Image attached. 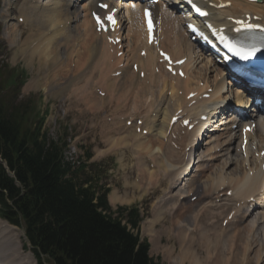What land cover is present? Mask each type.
I'll list each match as a JSON object with an SVG mask.
<instances>
[{"label": "bare ground", "instance_id": "obj_1", "mask_svg": "<svg viewBox=\"0 0 264 264\" xmlns=\"http://www.w3.org/2000/svg\"><path fill=\"white\" fill-rule=\"evenodd\" d=\"M45 1L46 0H37L34 4L32 1L29 2L26 0L23 3V8H21L20 17L24 18V26H28L31 29L36 27L34 30L35 32L24 40V45H27V48L21 49L29 64L33 61L34 55L40 52L43 55L42 61L38 58L41 61L40 68L44 71L46 70V58L49 57L51 58V60H48L51 64L50 66L57 68L62 54L71 49L69 42L78 35L79 30H82L81 33H83V35L86 34V37L85 35L83 36L84 39H90V43L87 44L85 42L87 44L86 50L90 52L88 70L96 63V58L100 55L105 57L103 60H99L105 62V64L108 63L107 61L111 58L108 52L109 49L106 47L105 42L103 43L98 39L94 24L89 16L91 10L97 7L98 2H105L106 0ZM222 1H230L232 5L229 9L216 11L219 15V17L215 19L216 22H220V18L223 16L224 22H222V25L228 24L226 21L227 18L250 13L253 16L256 15L260 17V23L264 25V3L262 5H254L241 3L235 0ZM80 3L83 4L82 10L86 15L84 17L85 20L81 26L78 27L76 22L80 17ZM220 4L221 3L218 5ZM133 5H135L134 8ZM153 9L158 25L161 49L170 53L175 60L187 58V62L183 66L187 78L182 80L179 77H171V80L174 81L171 86L166 80V82L163 81L161 87L158 86V81L162 78L156 74L157 68H160L158 64V53L155 52V54L153 48L147 46V35L143 26L142 8L139 2L132 1L126 5L125 12H123L126 17L124 25L128 28L126 39H131V37L134 39H131V42H128V45L125 46L127 48L125 57L128 56L129 62L121 69L123 78H117L118 84L109 81L110 73L101 79V83L105 85V88L108 87L107 90L105 88L103 90L106 92V98L111 99V94L116 93L114 101L117 102H127L131 90L138 86H142L143 90L151 87L150 91L156 87H160V90L162 89L160 95L161 102L159 101L157 103L159 106L151 107L150 117H148L151 119L149 121L148 118H145V126L142 130L148 131L147 136H143L142 133L138 134L136 132L137 128L135 127L133 130H135L138 135H142V138H139L135 133L126 136L127 138L131 137L134 139L139 152L152 155L158 154L163 160V165H160V167L165 166L170 172H174L176 168L180 167L176 177L177 180L171 181L169 184H166L167 186L163 185L164 189L162 186H159L160 189H167L164 194L167 198L163 200V206L155 210L153 219L145 223L147 225L144 226V233L143 231L142 233L150 237L155 247L157 249H162L166 258L173 264H260L264 260V243L258 245L260 248L255 250L253 247L258 244V239H253V242L248 241L247 235L249 232L252 233L255 229L258 231L262 224V219L264 218V214L262 215L261 213L258 214V216L260 215L259 218L253 217L257 205L259 206L258 208L264 209V198H261L263 177L261 174H257L259 172L257 167H251V165L253 166V164L258 162L252 153L253 146L256 145L258 153L264 150V148L259 147V144H256L257 142L264 143V135L262 134L264 122L260 125L261 131H257L255 134L251 135L250 150L252 152L250 150L248 151V155H251V158L242 160L245 171L240 175L235 174L234 171L230 170L234 165L237 167L236 173H238V171L242 172L241 165L239 166L238 162H233L234 159L232 158L235 151L234 144L239 138L235 136L229 140V138L225 136H230L229 129L235 124L237 117L232 115L226 118L223 117L226 111L225 107L228 105L230 99L229 96H224L225 90L228 88L225 86L227 85V83H225L227 81L224 70L214 64L208 57H203L199 60L200 54L196 52V45L191 42L184 26L186 17H184L183 13L176 15L168 9V4L165 2L154 5ZM87 21L90 22L94 34H91L90 28L85 27L87 26V23H85ZM74 23L77 25H73ZM61 25H63V27H60ZM19 28L20 25H13L9 37V40L12 41L10 45H16L19 38H21L17 30ZM88 35L89 39L87 38ZM40 38L42 41L38 43ZM134 42H137L140 47L133 46L132 49L131 44H134ZM166 43H171L173 47L181 51L179 53L172 51L171 46L169 49H164L163 46ZM66 46H68L67 50H65ZM142 50L146 51L145 58L140 56ZM108 56L109 59H107ZM123 62L122 60L116 61L118 66L123 64ZM63 64L64 63H60V66ZM134 64L138 65L137 73L132 70ZM195 68H201L200 70L202 72L204 71L203 79L202 73L199 70L200 73H198V77L194 76L193 72ZM117 71H119V68L111 72V74ZM142 72L146 75L144 79H140V73ZM77 79L76 77L75 80L77 81ZM126 79L128 80L126 81ZM201 81L204 82L203 87H200ZM120 83L121 85L129 84L130 90L126 93V97L125 94L121 95L123 90L118 88V86H121ZM229 85L230 83H228V86ZM209 89H212V93L210 94V98L205 100L202 96L207 94ZM181 92L183 96L180 97ZM192 92L197 93V95L193 100L188 101L186 97ZM233 99L235 106H242L244 103L249 102L247 97L241 95L239 92H235ZM192 102H195V105L189 107ZM207 106H212V108L208 110L205 108ZM180 109H184L186 113L195 116L196 119L205 115L208 117V121L205 122L202 127H197L191 132H188L187 128H182L180 123H178L169 132L170 121ZM260 112L264 111H258V113ZM250 117L252 119L253 115ZM210 126L211 128L215 127V129H211L213 132L218 130L223 133L216 139H213V136L207 135L210 141H206L204 145L207 146L208 149L202 154L203 156L200 157L197 168L194 169L193 166V169H191L189 162L185 163L184 159L183 162L181 161L182 163H180V165H178V163L175 164V162L171 160L176 154L180 153L181 156V152H183V157H185L188 148H190V152L192 153L195 145L198 146L196 142H198V138L200 139L199 134L203 129L205 130L206 127ZM124 129L125 128H121L120 130L116 129V132L123 131ZM113 130L115 129L111 131ZM111 136L115 135L113 134ZM175 136L176 138L174 139ZM213 140L219 142L217 147L212 145L213 143L211 142H213ZM166 141H168V143ZM198 148H200V146ZM218 148H221L219 152ZM165 149L169 153L165 152ZM213 151H215L216 156H212ZM148 158L149 157H147V159ZM150 160H152L151 157ZM217 161H219V165H215ZM245 162L251 167L249 170L245 168ZM152 163L154 164V168H156V163L153 160ZM134 167L136 168L135 165ZM133 170L135 169H132V171ZM149 170L153 169L149 167ZM194 173V178L196 180H189V183L185 184V178L188 180ZM209 173L211 174L208 175ZM250 173L253 176L252 178H250ZM181 177L183 178L181 179ZM139 179L140 177L138 176V182L136 183L139 188L138 191L135 190V188L133 189L134 186H132V184L129 188L140 193L142 192V187L139 186ZM140 181H144V176ZM184 184V188H180L183 187ZM224 186L233 192L230 201L234 202V206L239 203L240 207L237 209L233 221L228 224L227 229L221 227V229L217 231V222H215V220L218 219L219 215H224L226 211L228 212L229 209L213 214L212 210H214L217 205L211 201L213 199H215V201L218 199L214 196L220 194L221 188ZM176 190H178L177 195L175 194ZM192 193L194 194L191 196ZM196 193L199 195L196 203L190 204L187 200L194 197ZM129 194H132V191H130ZM252 196H254L255 202L248 203V200H250ZM129 197L131 198V196ZM179 200H186V202L180 203L176 205V207L174 204L173 208L170 207L166 211V205L178 202ZM220 201L222 200H219V202ZM109 202L112 206H116V203H130V200L119 196L117 191H113L109 196ZM203 204H205V207L197 211L198 207L203 206ZM223 207L225 208V206L222 205L219 209ZM158 225H162L166 228H162L163 231L160 232L155 231ZM223 233L224 236L222 235ZM234 233L235 235H233ZM232 235L234 237H232ZM20 236L17 228H13L11 225L9 226L5 223H0V264H35L31 257L23 255L24 248L21 245ZM163 239L168 240L173 245H166L161 248ZM177 242H179V246L176 245ZM175 245L179 247L177 249L178 253L174 252L176 250L174 249ZM244 251L245 254L243 253ZM203 255H205L204 259L202 257ZM229 255H232L231 261L227 258Z\"/></svg>", "mask_w": 264, "mask_h": 264}, {"label": "rangeland", "instance_id": "obj_2", "mask_svg": "<svg viewBox=\"0 0 264 264\" xmlns=\"http://www.w3.org/2000/svg\"><path fill=\"white\" fill-rule=\"evenodd\" d=\"M45 2H48V0ZM23 3L24 0H17V2H15V0H0V71L3 73L0 75V78L2 81H8L11 76L10 74L14 71H16L17 74L16 81L12 77L13 84H10L6 88L3 95L10 97L12 105L22 104L23 106L32 109L34 112L33 123L37 124V126H39L40 120L43 117L45 118L44 129L41 131V134H44L48 141L54 142L59 146L68 144L67 150L65 149L66 161L70 162V164L76 168H81L82 165H85L87 171H91L90 175L93 176L94 181L99 182V185H107L108 188H110L111 193L112 191H117L119 196L130 200V203H116L115 205H121L113 206L114 209L119 206H137L140 208L142 215L146 214L147 216L141 225V231L144 233L143 228L147 225L145 223L153 219L155 210L163 206V200L167 198V196H164L167 189L165 188V190H163V185L167 186L166 184H169L173 180H177L176 177L180 167L176 168V171L174 172H170V170H167L165 166L160 167V165H163V160L158 154L152 155L139 152L134 139L126 137L131 133L137 134L135 130H130L129 128L124 127V123L116 122V119V121L113 120V122H109L107 119L111 120L114 116L116 117L118 115H126V117H131L132 115H135L134 117H143L144 114L151 113V107L158 105L157 103L159 101L161 102L159 95L162 89L159 93H151V87L143 90L142 86H138L142 89L136 87L131 90L130 97L125 103L114 101L116 93L111 94V99L99 97L93 92V86L100 84V87L104 90L105 85L101 83V79L102 77H106V75L110 73V70L108 69V66L105 65V62L100 61L98 58H96V63H94L91 69L88 70L90 52L86 50V46L90 43V39L89 35L87 36L89 40L83 38L84 35L86 37V34L83 35V33H81L82 30H79L78 35L69 42L71 46V49L68 51L69 53L64 52L62 54V58L60 60V63H64L62 66H60V63L57 68L50 66L51 64L48 60H51V58L49 57L46 58V70L44 71L40 68L41 61L43 60V55L40 52H37L34 55L33 61L29 64L21 49L27 48V45H24V40L35 32L34 30L36 27L31 29L30 27L17 22V18L21 15ZM82 6L83 5L80 4V9H82ZM5 15L6 17H4ZM81 17L82 18L80 23H78V27H80L85 20L84 15H81ZM16 23L20 25V28L17 30L21 38H19L16 45H10L12 41L9 40V37L13 29V25ZM85 23H87V26L85 27L90 28L91 34H94L92 32L90 22L87 21ZM83 40H86L85 42L87 44L83 42ZM41 41L42 39L40 38L38 43ZM131 46L132 49L133 46L140 47L137 42H134ZM170 46L172 51H176L177 53L181 51L180 49L173 47L171 43L164 44L163 48L169 49ZM67 49L68 46L65 47V50ZM125 51H127V48ZM107 59H109V56ZM200 69L198 68L196 70L195 68L196 74L195 70L193 73L195 77H198V73L201 72L203 79L204 71L202 72ZM24 71L26 74L23 73ZM76 77L78 79L80 77V79H77L76 81ZM121 78H123V75ZM22 79L23 82H25L24 86L21 84ZM128 79H126V81ZM167 80L169 81L168 78ZM109 81L111 83L118 84V79L110 78ZM164 82L166 81L164 80ZM123 85L120 87L118 86V88L123 90L121 95L125 94L126 97V93L129 92L130 88L129 84ZM105 89L107 90L108 87ZM150 119L151 118H148V121ZM121 128L125 129L123 131L116 132V129L120 130ZM112 129L115 130L111 131ZM110 134H114L115 136H111ZM218 135L219 134L216 136ZM138 136L139 138H142V135ZM166 142L168 143V141ZM205 150L206 148L203 147L196 152V156L193 161L195 168L198 167V160L200 159L198 156L199 153L201 151L205 152ZM127 151H129L130 154ZM131 151L133 152L132 156ZM165 152L169 153L166 149ZM88 154L91 155V159L87 158ZM136 156L137 162L132 160L134 157L136 159ZM147 157H149V159L151 157L156 163V168L153 170H149ZM233 158L236 159V157ZM171 160H173L175 164L178 163V165L183 162L180 153L176 154L175 157H172ZM236 160L241 163V158ZM217 164L218 162L215 165ZM130 167L135 170L131 171ZM230 170L234 171V173L238 175L242 173L239 171L236 173L237 167L235 165ZM210 174L211 173L208 175ZM138 176L140 177L139 186L142 187V192H138L139 194L136 193V197H132L133 195L129 194L130 191H132L129 186L132 184V186H134L133 189L135 188V190L138 191L139 188L136 184L138 182ZM143 176L144 181L141 182L140 180H142ZM194 176L195 173L193 176L189 177L188 180L185 178V184H188L189 180L195 181L196 179ZM182 178L183 177H181V179ZM185 184L180 188H184ZM159 186H162L163 189H160ZM177 193L178 190L175 191L176 195ZM128 195L131 196V198ZM174 204L176 207L179 203L173 202L172 204L166 205V211L170 207L173 208ZM221 207L222 206H219L218 208L215 207L216 211L215 209L212 210L213 214L216 212H222V209L225 210L224 207L219 209ZM260 213L263 215L264 211L258 210L255 214L258 216ZM221 216L222 215H219L218 219H216L217 221L215 220V222H217V231L221 229L219 222L225 217L223 216L221 219ZM0 223H4V221L0 219ZM161 226L162 225H158L155 231L160 232L163 231L162 228H166ZM17 231L21 235V245L24 248L23 255L31 257L36 264V259L34 258L31 249L27 245V247L25 246L27 241L23 229L17 228ZM256 232L257 231L255 229L252 233L249 232L247 235V237L252 235V240L249 239L248 241L253 242V239H258V244L253 247L255 250L259 249L260 246L258 245L264 241V225L262 226L261 232H258V234L255 235ZM143 233L141 232L142 239H147L151 244L150 256L162 264H173L166 258L164 251L162 249H157L154 242L150 240L151 238ZM235 233L233 235H235ZM233 235L232 237H234ZM167 241L168 240L165 239L162 240L161 248L166 245H173L171 242ZM178 244L179 242L176 243V245ZM176 245L174 248L176 249L174 251L175 253L179 248V245L177 247ZM243 253L245 254V251ZM232 255L227 257L230 261L232 260ZM202 257L204 259L205 255ZM260 264H264V260Z\"/></svg>", "mask_w": 264, "mask_h": 264}, {"label": "trees", "instance_id": "obj_3", "mask_svg": "<svg viewBox=\"0 0 264 264\" xmlns=\"http://www.w3.org/2000/svg\"><path fill=\"white\" fill-rule=\"evenodd\" d=\"M11 83L0 81V217L24 227L37 264H160L132 233L139 210L114 212L106 188L72 171L65 144L41 134L43 119L37 126L32 109L3 96Z\"/></svg>", "mask_w": 264, "mask_h": 264}, {"label": "snow or ice", "instance_id": "obj_4", "mask_svg": "<svg viewBox=\"0 0 264 264\" xmlns=\"http://www.w3.org/2000/svg\"><path fill=\"white\" fill-rule=\"evenodd\" d=\"M189 2H191V0H189ZM106 7V5L104 6ZM135 7V5H133V8ZM193 7H195V5H193ZM197 12L200 11L199 8L196 9ZM201 14H205V13H201ZM149 15L148 10L145 9V16L147 17ZM97 23L98 25H100V27H103V22L101 21L100 17H96ZM108 20L112 21V17L109 16ZM114 23V21H112ZM237 23L241 24V28H237L236 31L237 32H248L251 33L254 30L259 29L260 31H264V28H261L259 25H253V24H244L242 21H238ZM149 32H151V21L149 20ZM220 39L225 43V47L229 50V52H231L234 56L239 57L241 60H248L251 57H254L257 52H259L261 50V47H264V45H255L252 44L250 46H246L243 43V39H248L251 40L252 37H245L242 38L241 40H238L237 42H229L227 40L226 37L221 36Z\"/></svg>", "mask_w": 264, "mask_h": 264}]
</instances>
